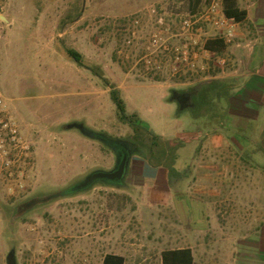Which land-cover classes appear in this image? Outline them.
I'll list each match as a JSON object with an SVG mask.
<instances>
[{
  "label": "rangeland",
  "instance_id": "374dc122",
  "mask_svg": "<svg viewBox=\"0 0 264 264\" xmlns=\"http://www.w3.org/2000/svg\"><path fill=\"white\" fill-rule=\"evenodd\" d=\"M148 3L0 0V14L21 12L14 25L0 20V94L34 152L26 189L9 195L0 188V264H7L10 250L17 264H101L109 253L122 255L125 264H159L163 250L183 247L192 250L196 264H264V237H243L242 228L233 224V210L218 211L220 219L215 210L203 211L200 217L199 205L174 202L168 183L170 193L160 195L165 203L153 197L154 189L134 187L126 172L115 182L124 187L96 181L90 189L69 195L88 174L112 170L115 159L101 141L76 128L64 129L65 124L122 138L119 143L127 153L138 149L124 139L131 130L117 120L109 89L67 58L62 44L79 52L85 66L100 68L104 77L119 85L127 113L138 112L155 134L172 137L192 124L207 126L209 132L216 126V119L208 121L198 112L207 107L202 105L201 92L186 83L164 89L157 82L126 78L116 61L115 28L104 19L121 17ZM78 8L79 18L61 26L66 13ZM179 9L188 8L183 3ZM172 89L179 93L174 98ZM215 89L220 91L208 110L216 111L222 103L219 96L224 88ZM177 110H183L179 118ZM190 186L188 180L180 187ZM61 192L69 194L59 196Z\"/></svg>",
  "mask_w": 264,
  "mask_h": 264
},
{
  "label": "crops",
  "instance_id": "0c3cea01",
  "mask_svg": "<svg viewBox=\"0 0 264 264\" xmlns=\"http://www.w3.org/2000/svg\"><path fill=\"white\" fill-rule=\"evenodd\" d=\"M123 1L133 6L162 0ZM180 1L189 10H195L201 4V0ZM237 4L246 16L236 32L239 46L230 45L226 50L234 63L233 69L222 75L186 83L193 88H200L198 93L201 92L204 100L202 105L207 107H202L205 110L198 112H202L208 121V108L220 91L215 88H224L219 96L222 103L216 110V126L209 132L207 126L192 124L191 129L177 131L172 137L158 136L194 139L191 153L177 165L178 169L188 168L186 177L174 182L169 188L175 203L199 205L200 217H203V211L215 210L217 219H220L222 214L233 210L236 213L233 224L242 228L243 237L248 234L264 237V0H237ZM16 12L9 10V14H0V20L4 24L14 25L15 16L21 14L20 11ZM247 42L251 43V47L245 46ZM157 83L162 84L164 89L180 85L177 82ZM205 91H210L208 94H212V97H206ZM169 102L174 103L173 100ZM182 111L177 110L175 116L179 118ZM132 113L137 114L146 128L153 132L148 121L138 112ZM125 176L134 187L142 185L154 189L153 197L165 203L160 195L170 192H166L167 174L164 168L152 167L143 157L133 155L129 158ZM188 180L191 181L189 188L180 187ZM218 211L223 213L218 215Z\"/></svg>",
  "mask_w": 264,
  "mask_h": 264
},
{
  "label": "built area",
  "instance_id": "2783aa9c",
  "mask_svg": "<svg viewBox=\"0 0 264 264\" xmlns=\"http://www.w3.org/2000/svg\"><path fill=\"white\" fill-rule=\"evenodd\" d=\"M180 0L151 2L117 18H105L115 28L114 56L127 76L156 82L189 83L225 74L234 63L215 55L209 40L237 45L239 23L224 13V0H201L195 10L181 11ZM246 47H251L247 42ZM34 169L32 145L0 94V188L9 195L23 192Z\"/></svg>",
  "mask_w": 264,
  "mask_h": 264
},
{
  "label": "trees",
  "instance_id": "16d2710c",
  "mask_svg": "<svg viewBox=\"0 0 264 264\" xmlns=\"http://www.w3.org/2000/svg\"><path fill=\"white\" fill-rule=\"evenodd\" d=\"M224 13L227 17L232 18L238 23L244 21L246 13L239 9L237 0H224ZM80 15V9H75L74 12H67L64 18L61 20V26L65 23H71L75 21L78 16ZM62 44V43H61ZM63 49L66 55L72 59L78 66L84 67L88 69L93 75L100 78L102 84L107 87L109 97L113 104L115 105L116 109V118L119 122L124 125H127L130 130L131 134L126 136V140H130L134 142L136 150L135 152L127 153L128 158L133 155H137L143 157L147 160L148 164L152 167H162L166 170L167 174V183L171 187L174 182L180 181L184 179L188 173V168L184 167L178 169L177 165L182 163L184 157L188 156L193 147L191 145L193 138L189 137H178V138H163L156 134H154L151 130L147 129L144 123L140 120V118L135 113H127L126 105L123 99L120 96L119 89L111 83L106 77H104L100 68L96 66H85L82 61V57L74 49L67 48L63 44ZM206 47L214 52L215 55L223 56L226 54L227 45L223 43L222 40H209L206 44ZM210 116L209 119H216V112L215 110H209ZM90 130V129H88ZM102 137V139H96L103 143V145L112 152L114 155L115 163H116V154L117 151L126 148L124 145H120V139L114 137L107 132L103 131H93L90 130ZM119 143V144H118ZM185 159V158H184ZM114 163V166H115ZM113 166V167H114ZM102 185H110L113 187H124L121 184L111 183V182H104L101 181ZM98 182H94L91 186L81 190L73 189L72 193H59V196H64L66 194H73L76 192H82L90 189L93 185L97 184ZM57 195V196H58ZM33 200L28 202H24L19 205L20 211L24 210L28 205L31 204ZM18 207V208H19ZM160 260L161 264H196L194 262L192 250L188 247L183 248H173V249H165L160 253ZM101 264H125V258L116 255V254H105Z\"/></svg>",
  "mask_w": 264,
  "mask_h": 264
},
{
  "label": "water",
  "instance_id": "95a60500",
  "mask_svg": "<svg viewBox=\"0 0 264 264\" xmlns=\"http://www.w3.org/2000/svg\"><path fill=\"white\" fill-rule=\"evenodd\" d=\"M3 20H5L3 18ZM177 94H179L176 91H173V97L174 98ZM172 101V100H170ZM71 128H76L80 130V132L90 138V139H102V137L86 128H84L80 124H74V123H68L64 125V129H71ZM129 158L127 151H124V149H121L117 151L116 154V163L115 166L113 167L112 170L110 171H94L87 176L83 178L80 183L75 184L74 189L75 190H81L88 188L91 186L94 182L96 181H104V182H111L115 183L117 180H120L124 177V174L126 172L127 166H128ZM6 263L7 264H16L15 261V256H14V251L10 250L6 256Z\"/></svg>",
  "mask_w": 264,
  "mask_h": 264
},
{
  "label": "flooded vegetation",
  "instance_id": "af4514ba",
  "mask_svg": "<svg viewBox=\"0 0 264 264\" xmlns=\"http://www.w3.org/2000/svg\"><path fill=\"white\" fill-rule=\"evenodd\" d=\"M199 89H200V88H194V92H196V90H197V92H198ZM194 92H193V93H194ZM182 93H184V92H182ZM192 106H193V105H192ZM112 169H113V168H112ZM18 211H20V207L18 208ZM14 256H15V253H14ZM15 261H16V258H15ZM16 264H17V261H16Z\"/></svg>",
  "mask_w": 264,
  "mask_h": 264
}]
</instances>
